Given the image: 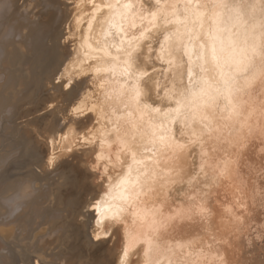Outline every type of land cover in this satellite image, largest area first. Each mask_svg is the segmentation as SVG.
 Instances as JSON below:
<instances>
[{
  "label": "bare ground",
  "instance_id": "1",
  "mask_svg": "<svg viewBox=\"0 0 264 264\" xmlns=\"http://www.w3.org/2000/svg\"><path fill=\"white\" fill-rule=\"evenodd\" d=\"M49 34L43 105L56 118L34 166L69 168L82 195L74 214L47 209L56 229L41 219L26 245L19 218L46 179L24 172L0 216V245L23 257L5 245L3 264H264V0H0L8 110ZM71 238L92 257L68 262Z\"/></svg>",
  "mask_w": 264,
  "mask_h": 264
},
{
  "label": "rangeland",
  "instance_id": "2",
  "mask_svg": "<svg viewBox=\"0 0 264 264\" xmlns=\"http://www.w3.org/2000/svg\"><path fill=\"white\" fill-rule=\"evenodd\" d=\"M52 36H53L52 34L46 35V40L44 42V47L47 50L45 56L48 55V60L44 64L40 65V67L36 71L35 77L32 76V75L35 74L32 71V75H31L30 80L26 81L28 79V76L25 75V74H22V76L24 78L25 77H27V78L24 80V78L22 77L23 79L19 80V83L21 81L25 82L23 84H22V82L20 83V86L23 85L22 89L25 90V91L23 93L18 94L17 97H13L12 98V104H11V107H10L9 110L7 109V107L10 106V103H9L8 100H9L10 96L11 97L14 96L13 94H10V93H14L13 90L10 89V91H9V89L8 90L6 89L7 91H9L10 96L7 95V94H6L7 96H5V94L3 95V97L7 98L6 99L7 103H6L5 98H3V97H2L1 101L4 100V102L0 101L2 106L5 107L4 108V107L1 106L0 108H3L6 111L5 115H4V111L3 110H1L3 112V114L0 111L1 112L0 114L4 115V116H1L2 118L0 120V156L4 157V160H8V161L11 160L12 164L14 165V166L12 165L9 169H6L7 167L3 168L4 163H2L3 166L1 168H3L4 170L0 168L2 170V172L0 170V185H4V184H2V182L4 183L5 182L4 180L7 179L6 182L8 183V185H7L8 187L6 186V184H7L6 182H5V185H4L5 187L4 186L3 187L5 189L8 188V191H9L8 193H7V191L6 192L2 191L1 189H3V188L1 186V188H0V195H1L0 196L1 197L0 198L1 199L0 203H1L2 200L6 199V198H11V196L3 198L5 196H9L10 195L9 193H11V191L13 193V194L11 193V195H13V196L15 194H17V192L19 193L20 187L17 188L16 186H17V182L19 183L22 180V176H23L24 172L26 173L24 175H28L27 177L23 176L24 179H27V180L30 179V175L31 174L35 173L34 174L35 176L34 175L31 176V177H34V178H31L29 180L30 182L32 181V179H35V178L38 180L37 177L40 176L39 174L43 175V178L46 179V182H43V184L45 183L44 186H40V189L43 190V193H40V191L38 192V190H35L36 192H38V194L35 195L36 192H33V194H34L32 196L33 199H31V203H30L32 208L31 207L29 208V206L23 208L24 212H27V213H24L25 216L23 215V209L21 210V212L19 211L18 216L21 217L23 215L22 216L23 218L22 217L19 218L21 220L23 219V224L20 225L19 223H17V225H16V226H18V224H19L21 228L23 227L22 229L20 228L21 230H23V229H27L28 231L32 230V234H31L30 231H29V233H27V230H26V239L25 240L26 241L30 240L31 236H32L31 240H33V241H31V242L27 241L25 243H27L26 245H29V246L31 245L32 242H33V246L36 243L35 247H38V243H37L38 240H36V242H35L34 239L37 237L36 235H39L38 231H40V228H42L41 226L39 227V225H42L43 222L45 221V224H43V228L48 227V228L44 229V230H46L45 232H47V233H49L53 229H56L55 227L52 228V226L55 223V221H53V218L50 217V214H47V211L48 212L50 211V210H47V209H49L50 207H53L57 211H60V212H58L60 215H61V213H62V215H66V216L68 214H70V215L74 214L75 213V208H76V203L79 201V199H80V197L82 195V190L77 185L76 179L73 178V176H74L73 175V171H71L69 168H66L65 166H56L55 168L49 169L46 172H44V171L41 172L40 171V170H42L41 166L38 165L39 167H37V168H35L36 166H34V165L38 164L39 161H41V158L39 159V157H40L39 153L43 149L42 141H43V136L46 133L45 132L43 134V136H41L42 133H40V128L42 127L43 123L48 124V128H51V124L54 123L53 119L56 118V116L53 115L52 112L48 113V114L47 113L45 114V112H47L48 108H45L44 105H43V100H44L45 93H50L51 92V90H50L51 85L47 84V82L44 81V76L47 74V71L50 70V68L52 67V64H53V60H54V58H53V47H55V48L57 47V50H59V48L57 46L59 39L58 38H54ZM7 75H9V74H7ZM7 75H5V76H7ZM3 77H2V82L5 80V78H7V77H4V78ZM16 80L18 81V79H16ZM15 81L12 84V87L14 86V84L16 85L18 83L17 81H16L17 83H15ZM17 85L15 87H17ZM20 86L18 85L17 88H20ZM17 88H15V89H17ZM5 103L8 106H5ZM43 115H44L45 118L42 120ZM24 149H27L26 153H21ZM75 162H76L75 159H73L71 161V163H73V164H75ZM16 166H17V168H16ZM32 166H34V167H32ZM13 167H15L14 170H13ZM33 168H35L34 169L35 171L32 170ZM11 169H12L13 175H12L11 172L9 173V171H11ZM18 169H19L20 172H21V169H22V171L24 170L23 172H21L22 175L20 174ZM15 170H17V172ZM3 171H5V172H3ZM6 171H8V175L9 176H7V174H6L7 172ZM37 171H38V173H36ZM14 173H15L16 178H13V177H15ZM10 174L13 177H11ZM36 174H37V177H36ZM19 175H21V176H19ZM17 176H19L21 178H19ZM4 177H6V178L4 179ZM14 179H17V180L19 179V180L16 181ZM12 180H14V181H12ZM27 180H25V182L22 184L23 186L26 185V184L31 186V183L29 184V182H26ZM37 180H35V181H37ZM38 181L40 182L41 180L39 179ZM10 182H13V184L11 183L12 184L11 185ZM14 182H15L16 185L14 184ZM9 186H13V187L12 188L10 187V189H9ZM30 186H29V192L32 190V187H30ZM41 187H44V189L41 188ZM4 193H5V195H3ZM52 194H54V195H52ZM34 199L38 200L39 202H41V207L43 209H45L44 210L45 212L37 210V208H39L38 206H36L38 201L36 203V201ZM16 200H17V198H15V201ZM32 200H33V202H32ZM34 201H35L36 204L34 203ZM28 202H30V201H28ZM2 204L5 205V206L9 205V204H6L5 202L4 203L2 202L0 204V209H3L2 208L3 207ZM38 204H40V203H38ZM5 206H4V209L1 210L0 214H2V215H0V216H4L3 214L6 211L7 212L5 214L8 213L7 214L8 216L11 215V213H9L10 209H6ZM42 208H40V209H42ZM28 209L29 210L33 209V211H31V213L28 214ZM35 210H37V211H35ZM35 212H37V213H35ZM41 212H42V214H41ZM49 213H51V212H49ZM58 213H55V212L53 213V211H52L51 216L53 214H56V216H58L59 215ZM36 214H38V215H36ZM39 214H41V216H42L41 218H40ZM30 215H32V216H30ZM43 215H44V217H43ZM47 215L49 217H47ZM28 217H30V218L34 217V218H32L33 220L31 219L32 222L31 221H30L31 223L29 222L31 225H29V223H27L28 220H26V219H28ZM43 218H45V220ZM46 218H47V220H46ZM36 219H37V221H36ZM41 219H43L44 221H42ZM40 220L42 221V223H40L41 222ZM33 221L37 222V223L36 222L35 223H36V226L38 228L34 225L35 223ZM46 221L48 222L47 223L48 226L46 225ZM51 221H52V223H51ZM49 222L51 223V225H50ZM25 223H27V225ZM62 223H65L64 220H62ZM32 225L35 228L32 227ZM49 225L51 226V228H50ZM24 226H27V227H29L31 229L26 228V227L24 228ZM67 226H69V224H67ZM47 229H48V231H47ZM33 231L34 232L37 231L36 235H35V233ZM28 234H31V235H28ZM42 234L44 235V232L40 233L41 236H42ZM33 235L36 236V237H34V239H33ZM44 237H45V235H44ZM46 239L47 238H45V240H44V244L48 241ZM52 240H54V239H52ZM52 240L48 241L49 245H47V243H46V246L47 247L50 246V247L49 248H45L46 250L44 249L45 254H47L46 251H48V254H49L50 253L49 249H51V251H52L53 246L56 247V244H57L55 242L56 240L55 241H52ZM52 244H53V246H52ZM5 245L8 246V243L5 244ZM5 245L4 246L0 245V255H1L0 256V260H1L0 263H2V264L4 263V258H5L4 256L8 253L6 250L9 249L12 252H15L17 255L19 254L18 251L20 250V248H19V250L16 248L13 251L12 250L13 248H10V245L8 246L9 248L7 247L8 249H5L4 248ZM16 245H18L17 242H16ZM1 246H2V249H1ZM16 247H19V246H16ZM35 247L33 248L34 250L36 249ZM3 249H4V251H3ZM26 249L28 250V248H26V247L23 250L27 251ZM33 249H31V250L34 251ZM25 251H23L24 254H25ZM68 251H69L68 262H71V263L79 262L80 258H81L82 261L88 260L87 258L90 256V255L88 256V254L86 253L85 249L80 245L78 240H74L72 238H71V246L68 248ZM1 252H3V254L5 252V254L3 255ZM28 252H29V250H28ZM53 252H55V251H52L51 252L52 254H49V255L47 254V257H50L51 255H53ZM20 255H21V257H23V255L21 253V254L18 255L19 258H20ZM90 257H92V256H90ZM93 257H95V256H93ZM50 258H52V257H50ZM47 259H49V258H47Z\"/></svg>",
  "mask_w": 264,
  "mask_h": 264
},
{
  "label": "snow or ice",
  "instance_id": "3",
  "mask_svg": "<svg viewBox=\"0 0 264 264\" xmlns=\"http://www.w3.org/2000/svg\"><path fill=\"white\" fill-rule=\"evenodd\" d=\"M253 51H255V49H253ZM215 57L213 56V59H214ZM161 139H163V138H161ZM96 207H98V206H94V209L93 210H95V208ZM98 239H99V237H98Z\"/></svg>",
  "mask_w": 264,
  "mask_h": 264
}]
</instances>
